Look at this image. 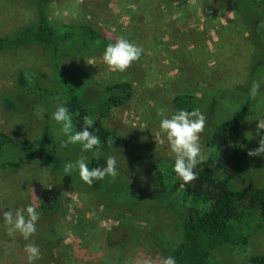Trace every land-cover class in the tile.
I'll use <instances>...</instances> for the list:
<instances>
[{
	"label": "rangeland",
	"instance_id": "374dc122",
	"mask_svg": "<svg viewBox=\"0 0 264 264\" xmlns=\"http://www.w3.org/2000/svg\"><path fill=\"white\" fill-rule=\"evenodd\" d=\"M36 1L0 0V36L36 25ZM162 1H48L47 17L51 24L88 22L104 28L116 40L123 37L143 49L140 59L123 73L110 70L103 55L76 61L64 59L68 70L92 81L85 91L86 99L100 95L96 83L130 81L134 86L132 99L113 109L104 125L171 161L174 154L159 125L161 119L173 115L169 103L175 93L193 92L200 99L196 109L206 117L200 140L204 158L209 150L206 141L217 119L233 115L249 99L240 129L250 139L249 150L258 147L256 124L264 119V57L263 52L256 55V47L250 45L254 41L253 28L227 29L232 14L220 8L205 12L201 3L206 0H196L194 7L187 0V8L180 7V0H168L170 4ZM256 27L264 40V19ZM50 65L48 53L35 46L0 54V130L17 139L35 138L47 114L53 137L57 142L65 138L61 126L52 119L55 104L45 95V90L53 86ZM20 71L35 75L28 93L16 83ZM253 81L261 83L255 98L249 94ZM5 99L13 105L7 106ZM161 109L163 116L159 114ZM260 132L264 134V129ZM77 153L75 161L88 159L87 154L74 150L66 155ZM66 155L61 154L54 162H31L0 170V264H29L24 251L28 243L40 248L41 257L34 264H137L143 258H161L156 243L149 241L147 235L159 226L166 238H175L171 216L151 200L128 202L116 183L105 187L111 202L98 194L81 191L74 179L63 172V164L69 162ZM111 156L117 160L118 176L127 185L123 188L148 181L150 171L143 164ZM263 185L264 156L248 155L243 172L230 186L255 190ZM30 204L36 207L40 219L35 235L26 241L19 233L9 234L2 213H15ZM139 231L140 240L134 237ZM52 242L61 248L60 252ZM119 244L125 247H117ZM254 254L264 256V228L253 231L243 247H216L211 260L216 264H242ZM104 259L110 261L106 263Z\"/></svg>",
	"mask_w": 264,
	"mask_h": 264
},
{
	"label": "trees",
	"instance_id": "16d2710c",
	"mask_svg": "<svg viewBox=\"0 0 264 264\" xmlns=\"http://www.w3.org/2000/svg\"><path fill=\"white\" fill-rule=\"evenodd\" d=\"M48 1H36V25L17 28L0 36V54L29 46L46 51L53 72V86L45 90V95L54 102L55 109L61 105L69 109L77 131L83 129L86 116L93 118L94 125L89 131L100 137L101 155L97 158L91 151L82 150L79 144L62 148L61 142H57L50 131L51 121L46 114L39 135L35 138L17 139L0 130V170L31 162H54L61 154L66 155L70 150L87 154L86 163L89 168L105 167L109 156L118 155L149 169L148 181L144 185L123 188L125 181L117 176L121 180H117V177L115 180L106 178L89 186L80 179L78 169L72 172L71 178L81 191L98 194L109 202L110 196H106L105 187L116 183L121 186L120 195L129 198L128 202L151 200L168 213L176 232L175 238H166L159 226L155 227L156 230L150 236L147 235L149 241L156 243L161 257L172 256L176 264H216L211 260L216 247L223 244L246 245L253 231L264 228V185L255 190L234 189L230 186V182L243 172L248 158L251 142L242 133L240 126L248 109L249 99L233 115L217 119L206 141L208 155L195 169L197 179L185 184L173 170L174 161L104 125V119L113 109L132 99L134 86L130 81L122 79L111 83H96L100 95L88 100L85 91L93 84L90 78L71 72L63 63L66 58L76 61L96 54L103 55L106 46L115 43L116 39L104 28L88 22L58 26L51 24L47 17ZM162 2L170 4L168 0ZM178 4L181 8L189 6L187 0H180ZM201 6L207 13L220 8V11L227 10L229 15L232 14L228 18L227 29L252 27L254 41L250 45L256 47V55L263 52L262 58L264 57L262 32L256 27L263 23L264 0H206ZM33 81L35 75L31 71H20L16 77L17 85L26 93ZM199 101L193 92L175 93L169 103L170 112L174 114L180 109L191 111L200 106L197 104ZM4 102L7 106L13 105L7 99ZM65 139L66 137L63 140ZM66 156L69 162H74L78 153ZM136 233L134 237L140 240L141 232ZM108 237L109 240L113 238L112 235ZM52 245L60 252L61 248L56 243L52 242ZM118 246L124 248L125 244ZM104 261L108 263L110 260ZM242 264H264V256L251 255Z\"/></svg>",
	"mask_w": 264,
	"mask_h": 264
},
{
	"label": "clouds",
	"instance_id": "9594fccd",
	"mask_svg": "<svg viewBox=\"0 0 264 264\" xmlns=\"http://www.w3.org/2000/svg\"><path fill=\"white\" fill-rule=\"evenodd\" d=\"M191 6H196V0H190ZM143 54V49L130 42L126 38H119L115 43H109L103 54V61L112 71L125 72L134 62H137ZM261 91V83L253 81L250 88V95L255 98ZM160 115H164V110H159ZM52 119L61 126V131L66 137L61 141V147L68 145H81L82 150L91 151L93 156L101 155V140L90 128L94 125V120L90 116L84 118L82 130H75L73 118L66 106H58L52 113ZM160 128L166 134L171 152L174 154V172L185 184L197 179L195 169L197 165L203 163L204 156L201 148V134L205 130L206 117L199 109L191 111L180 109L171 117H165L160 121ZM264 129V119L258 120L255 135L259 136L258 147L250 149V157L264 156V134L260 130ZM252 138V137H251ZM78 169L80 179L91 186L95 181H103L106 178L115 180L118 176L117 160L114 156H109L105 167L89 168L84 159L63 164V172L70 175ZM3 220L8 228L9 234L19 233L24 240H29L36 233V225L40 219V213L34 205L26 208H19L13 213L11 210L3 211ZM27 254L29 264L41 257L40 248L34 243H28L24 249ZM137 264H176L172 256L161 257L157 261L151 258H143Z\"/></svg>",
	"mask_w": 264,
	"mask_h": 264
}]
</instances>
